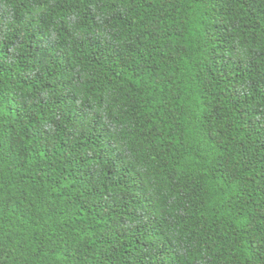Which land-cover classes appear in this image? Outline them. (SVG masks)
<instances>
[{"label":"trees","instance_id":"trees-1","mask_svg":"<svg viewBox=\"0 0 264 264\" xmlns=\"http://www.w3.org/2000/svg\"><path fill=\"white\" fill-rule=\"evenodd\" d=\"M0 264H264V0H0Z\"/></svg>","mask_w":264,"mask_h":264}]
</instances>
